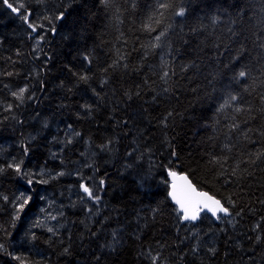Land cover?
<instances>
[{
  "label": "trees",
  "instance_id": "trees-1",
  "mask_svg": "<svg viewBox=\"0 0 264 264\" xmlns=\"http://www.w3.org/2000/svg\"><path fill=\"white\" fill-rule=\"evenodd\" d=\"M158 2L112 0L106 6L102 0H25L29 19L46 28L36 51L32 40L42 29L33 33L23 21L19 41L9 27L0 25V155L9 141L23 138L25 155L29 153L24 171L41 181L56 176L58 169L43 168L56 163L49 158L54 144L44 148L39 141L44 134L55 137L57 147L63 143L60 160L69 159L66 164L75 173L85 163L84 147L96 151L91 170L97 165L98 185L104 181L91 221L74 215L61 234L40 232V243L34 240L38 246L27 240L22 248L29 243L43 259L20 254L22 262L11 259L12 264H151L149 252L159 254L157 264H207L206 254L198 257L192 251L195 245L190 247L197 233L205 237L207 253L208 243L219 234L243 250L221 242L219 263L211 264H264V0H167L171 8L160 25H152L156 31L149 32L145 25ZM0 7L17 17L8 6ZM181 9L184 15H175ZM34 10L42 21L34 18ZM61 12L64 18L55 19ZM182 22L186 29L180 32ZM162 29L167 32L160 47L152 48ZM119 56L120 66L113 67ZM240 70L248 77L238 79ZM81 74L90 78L81 81ZM24 86L29 91L17 107L11 92ZM230 93L239 98L221 110ZM9 103L13 108L6 111ZM237 106L244 111L237 113ZM29 110L34 113L27 117ZM35 121L38 127L29 130ZM233 124L239 127L232 129ZM124 134L130 136L129 144L99 156L102 146ZM30 135L35 137L32 142ZM215 158L221 163L213 162ZM148 164L161 178L155 186L143 182L142 189L121 178L136 165ZM7 165L0 157L5 169L0 173V210L6 211L0 218L16 215L12 198L31 196L28 181L34 180L18 183V173ZM170 170L186 173L198 189L221 199L231 218H238L235 226L206 215L195 224L181 221L169 197ZM46 191L43 185L36 189L39 206L33 204L27 217L19 212L18 220L32 219L47 208ZM56 216L60 223L65 220L60 204ZM218 226L220 231H212ZM16 227L0 219L4 246L18 242Z\"/></svg>",
  "mask_w": 264,
  "mask_h": 264
},
{
  "label": "rangeland",
  "instance_id": "rangeland-1",
  "mask_svg": "<svg viewBox=\"0 0 264 264\" xmlns=\"http://www.w3.org/2000/svg\"><path fill=\"white\" fill-rule=\"evenodd\" d=\"M36 2H38V0H36ZM13 3H14V6H19L20 4H23L24 1L23 0H13ZM0 9H1L0 10V19H1L0 25H4V28H6L5 26L9 27L10 32H14V37L18 38L20 41L22 37L19 33V27L20 25H22L24 20L23 19L21 20V16L18 15L17 13H14L17 17L13 18L9 14H7L5 11H3L1 7ZM23 11L30 12L29 9H25V8L21 10V13ZM73 17H72V20L74 19ZM34 18L42 21L41 13L34 10ZM180 27H181L180 32L183 29H186L185 22H182ZM43 33H46V28H42L41 35H44ZM12 35L13 33H11L10 35L4 34V36H12ZM33 38L34 40H32V48L34 49V48H37V41H36V37H33ZM34 41H36L35 44H34ZM42 45L43 44H39L38 49H41ZM3 53L4 52L0 49V59L3 58ZM1 64L2 62L0 60V65ZM33 113H34L33 111L29 110L26 113V116L30 117ZM38 125L39 123L37 121L31 122L29 125V130L37 128ZM50 133L53 134L54 136L58 135L56 131L50 132ZM71 135L72 134H70V136ZM34 138L35 137L30 135L28 138V141L32 142ZM129 139H130V136L128 134H124L119 139L116 138L115 140L110 142L112 145L111 144L107 145L109 147L107 151L104 150L105 148L103 150L102 148L100 149L101 152L99 153V156L101 153H105L107 156L112 155L114 152L113 150L114 146L122 148L123 146L129 144ZM39 141L44 146V148H46L48 144L50 145L54 144L51 152L49 153V158L56 163L44 164L43 168L58 169L60 173L63 172L64 174L59 175V173H57L58 175L56 176L43 177V181H47V183L38 182L41 180H38L36 177H34V172L30 174L27 171H24L25 159L29 157V153L25 155L24 148L26 147V144L24 143V139L22 138L17 141H9L7 144L4 145L5 148L3 149L0 157L6 163L8 164L20 163L21 161H23V163L21 164L22 172L19 174H15V175H18L16 178V181L18 183L24 184L25 178L34 179L32 183L29 184L30 189H31V196H29L30 199L28 201V204H26L23 209L24 217L28 216L29 209L33 207V204H36L37 206H39L40 201L34 196V193L36 189L41 185H43L44 188L47 190L46 191L47 208H44L43 210H41L39 214L37 213L36 217L34 215L33 218L29 220L21 221L18 219H14V216H12L11 214L10 216H5L3 218H0L5 224H12L13 222L15 223V225L17 226L16 227L17 228L16 238L18 241V242H14L13 240H10L7 242L5 246L0 242V244L3 245V248H0L2 250V253H0V264H12L11 259L13 260L17 259L18 262H22V258L20 254L28 255L32 259H36V257L40 260L43 259V256L41 255L43 253L40 250L38 251L35 250L34 251L35 253L32 252L31 249L29 248V243H28V248H22L24 246L23 244L24 241L28 240L34 246H38L39 244H36L34 240H38L37 236L40 232H44V233L47 232L48 234L59 235L62 233L63 229L65 228L66 230L68 229L69 220L73 218L74 215L76 217H81V219L87 218L88 221H91L92 216H93L91 215V213L95 206L94 201L87 198L85 193L80 188V184L84 183L85 185L91 187L94 193L97 191L99 187L97 177L100 176V170L97 165H96L95 171L91 170V166H90L91 162L93 161V158L96 155V151L88 148L87 147L88 145L86 146L87 148L84 147L85 150L82 153V156H83L82 160L85 161V163L81 165L80 171L78 173H75L73 165L66 164L70 162L69 159H66L63 162L60 160L61 158L59 155L61 153V149H62L61 147L63 143L61 144V147H57L55 145V137H52L51 139H49L48 136L44 134L39 135ZM104 143H109V142L107 140H104ZM68 144L71 145L70 143ZM78 146L80 145L78 144ZM84 148L81 147L79 148V150H82ZM121 178L127 181L136 182L138 183V185L142 184L143 182H147L150 185L152 183L156 185L157 183L161 182V178L155 176L153 165H150V164H148L145 168H142L136 165L135 169L133 170L131 174H122ZM12 201L16 205L23 202L22 198H18V197L12 198ZM56 204H60L64 208L65 213H66L65 220L62 223L59 222L58 217L56 216ZM5 212H6L5 209L0 210L1 217H2V214H5ZM52 217H55V219H53ZM237 219H238L237 217L228 218V219H225V222L230 224V226H235ZM49 228H52L53 232H49L48 231ZM212 231H220L219 226L217 228H213ZM211 234L213 237V235L217 233H211ZM218 238L220 240L219 242H218ZM213 239L215 240H212L210 243H208V249L210 250L214 248L215 249L214 253L212 251H210L209 253L205 252V248L203 246L204 243L206 242L205 237H202L199 233H197L196 235H192V239L190 242V247L192 245H195V248H197V250L193 252L196 256L200 257L206 254L205 257L207 260V264H211L212 262L219 263L218 252L220 249L221 242L224 243V247L226 243L230 245V249L232 246L235 249H237L238 252L243 253V250H241V248H237V243L235 241L233 242L227 241V239L221 237L220 234L218 235V237H214ZM38 242L40 243L39 240ZM199 249L202 250L200 253L198 252ZM30 252L36 255L32 256Z\"/></svg>",
  "mask_w": 264,
  "mask_h": 264
},
{
  "label": "snow or ice",
  "instance_id": "snow-or-ice-1",
  "mask_svg": "<svg viewBox=\"0 0 264 264\" xmlns=\"http://www.w3.org/2000/svg\"><path fill=\"white\" fill-rule=\"evenodd\" d=\"M3 2L8 6V8L11 9L12 12L17 13L18 15L21 14V10L24 8L23 4H20L19 6H14L13 2H10V0H3ZM39 3H44V0H38ZM112 0H102V3H104L106 6H110L111 5ZM171 8V4L167 2V0H159L158 5H157V11L156 13H154L152 16L149 17V21L148 23L145 25L146 30H148L149 32L152 31H156V29L154 27H152L153 24L156 25H160L163 21L162 18L164 17L165 13ZM117 11H119L117 9ZM175 15L177 16H183L184 15V10L181 9L178 12L175 13ZM31 16L30 12H25L22 15V18L24 20V22L27 24L28 28L31 29V31L33 33H36L38 31V29H42L44 28L43 24H39L36 22H33L29 19V17ZM45 19H48L49 23H52V19L50 17H44ZM64 18V13L61 12L59 13L55 19L60 20ZM53 32L55 31V29H51ZM167 29H162L153 39L155 41V43L151 44L152 48H158L160 47V41L162 39V37H164L166 35ZM44 40V36L43 35H39L38 37H36V41H37V48H34V51H36L39 48V44L41 42H43ZM85 60H88L89 63H91V61L89 60L88 56L84 57ZM123 60V56H119L118 60L114 62V64L112 65L113 67H118L120 66V61ZM124 67H127V65H124ZM9 76L12 75V73H8ZM169 73L168 71H164L163 73V77H168ZM249 73L245 70H240L238 73V79H245L246 77H248ZM90 77L85 75V74H81L79 75V80L81 81H87ZM5 87H7V85H5ZM167 90V89H165ZM29 89L27 86L24 87H20L18 90L16 91H12L11 92V96L19 102V104H17V107L20 104H23L25 102L26 99V93H28ZM33 95H28L27 99H32ZM239 97L235 94H229V98L228 100L225 101L224 105H221V110L224 107H232V102L237 101ZM262 99H264V97H262ZM86 107H90V106H86ZM13 108V105L11 103H9L7 105V108L5 109L6 111H11ZM235 111L237 113L244 111V109L240 106H237L235 108ZM169 116L171 115V113L168 114ZM167 119V118H165ZM239 125L238 124H233L231 125L232 129H236L238 128ZM75 135L79 136L80 133H75ZM69 143H71V140L68 141ZM104 148H107V145L102 146V150ZM25 152H27V148H25ZM130 155V154H129ZM215 163L220 164L221 161L218 158H215L214 161ZM23 163V161H21L20 163H10L7 165L8 168L13 169L16 173H21L22 172V168H21V164ZM222 166V164H221ZM5 169L3 167H0V173H2ZM64 173L61 172L59 173V175H63ZM232 174L235 175L236 174V169L232 170ZM168 175L172 178V182L170 185L171 191L169 192V196L171 198V200L175 203V205L177 206V214L180 217L181 221H187V222H195L199 219H201V212H207V213H211V215L213 217H215L217 220L221 219V215L223 214V216H232L233 213L230 211V207L229 206H225V203L221 202V199H217L215 195H210L208 192L206 191H200L197 189V187L192 183L191 180H189L187 175H181L178 174L176 171L170 170L168 172ZM38 182H42V183H47V181H38ZM29 184L32 183V180L29 179L28 181ZM101 185L104 183L103 180L100 181ZM80 188L82 189V191L85 193V195L87 196L88 199L93 200L94 202H98L100 200V196L98 194H94V191L91 187L85 185L84 183L80 184ZM21 198L23 200L22 203H19L18 205H14L16 208V215L14 216V219H18L19 216V212L23 211L25 205L28 203L30 197H24L23 193H21ZM5 200H7V197H4ZM228 203L230 204V206L232 208L235 207V202L231 201V197L228 198ZM240 213L237 212L236 215H239ZM53 219H55V217H52ZM257 227H259V225H257ZM49 232H53L52 228L48 229ZM259 239V237H258ZM0 248H3V245L0 244ZM197 250V248H193L192 251L195 252ZM65 251H67V249H65ZM210 251H212L213 253L215 252V249L212 248L210 249ZM147 257L151 260V264H157V262L160 260V256L159 254L157 255H152L150 252L147 254Z\"/></svg>",
  "mask_w": 264,
  "mask_h": 264
},
{
  "label": "water",
  "instance_id": "water-1",
  "mask_svg": "<svg viewBox=\"0 0 264 264\" xmlns=\"http://www.w3.org/2000/svg\"><path fill=\"white\" fill-rule=\"evenodd\" d=\"M169 179H170V181L172 182V178L169 176ZM201 213H203V212H201ZM208 214H210L211 215V213H208ZM215 218V217H214Z\"/></svg>",
  "mask_w": 264,
  "mask_h": 264
}]
</instances>
